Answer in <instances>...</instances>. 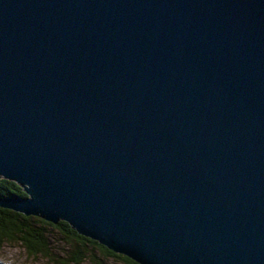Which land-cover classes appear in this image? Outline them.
I'll use <instances>...</instances> for the list:
<instances>
[{"label": "water", "instance_id": "obj_1", "mask_svg": "<svg viewBox=\"0 0 264 264\" xmlns=\"http://www.w3.org/2000/svg\"><path fill=\"white\" fill-rule=\"evenodd\" d=\"M0 178L137 264H264V0H0Z\"/></svg>", "mask_w": 264, "mask_h": 264}, {"label": "trees", "instance_id": "obj_2", "mask_svg": "<svg viewBox=\"0 0 264 264\" xmlns=\"http://www.w3.org/2000/svg\"><path fill=\"white\" fill-rule=\"evenodd\" d=\"M0 197L24 199L27 194L15 182L0 178ZM57 240L64 246L60 254L54 253ZM4 243L21 246L29 256H42L56 264H100L101 257L137 264L79 235L66 222L54 225L38 217L0 208V244Z\"/></svg>", "mask_w": 264, "mask_h": 264}, {"label": "rangeland", "instance_id": "obj_3", "mask_svg": "<svg viewBox=\"0 0 264 264\" xmlns=\"http://www.w3.org/2000/svg\"><path fill=\"white\" fill-rule=\"evenodd\" d=\"M57 246H54V253L60 254L64 252L63 244L58 240L55 242ZM0 264H56L53 261H49L42 256L32 257L18 245H12L9 243L0 244ZM91 264V263H86ZM100 264H124L121 261L114 260L112 258L101 257Z\"/></svg>", "mask_w": 264, "mask_h": 264}]
</instances>
